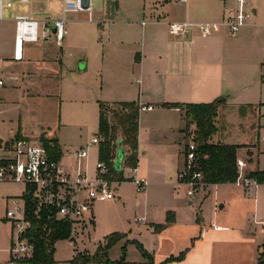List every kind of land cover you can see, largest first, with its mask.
<instances>
[{
    "label": "crops",
    "instance_id": "1",
    "mask_svg": "<svg viewBox=\"0 0 264 264\" xmlns=\"http://www.w3.org/2000/svg\"><path fill=\"white\" fill-rule=\"evenodd\" d=\"M166 1L158 2L157 6H153L156 13L150 15L151 19L138 27L137 23L129 20L127 16L120 15L114 0H104L103 10L98 15L101 19L98 20V24L106 25L107 28L102 25V29L98 32L99 36L105 35L103 41L105 40L104 43L107 44L101 45L100 53L95 49L99 62L93 70L94 77L81 87V92L91 94L98 118L99 102L106 104L137 102L139 107H150V110L139 111L137 161L143 158L147 162L149 153L151 155L150 149L143 147L145 140L142 137V130H146L151 135L153 133L167 135L169 143L164 157L172 160L165 174V180L175 186H178L176 175L183 168L186 140L182 129L185 121L181 109L163 105L207 104L222 99L224 103L218 110L215 125L217 131L212 137V142L242 145L243 148L238 150V158L245 160V155L252 154L248 157L249 162H246V173L260 171L257 165L260 153L252 135H255L258 141L264 130V126L260 124L261 111L264 108V2L259 16L248 21L237 35L231 36L226 29H221L207 38H202L196 28L189 31L186 36H172L168 32V24L220 22L229 7L227 0H222L221 7L213 12L208 8L207 1L198 0L197 4H186L180 12L171 14L168 12ZM186 2L188 1L180 3ZM152 3L155 4L156 1ZM252 8L253 13L257 14L258 6L255 4ZM58 48L52 57H56L61 72L64 63L63 46ZM46 49L48 48L42 45L41 53H45ZM79 59L82 58L68 59L67 63L73 67L75 63H79ZM41 63L16 67L17 64L4 62L0 71L4 85L0 88H4L9 83L11 86H18L19 101L7 100L4 98L6 93L1 94L0 106L7 107L0 123V133L4 131L3 121L7 120L13 129L6 137L16 134L18 137L30 140H41V138L55 140L60 154L58 164L73 178L77 171V160L73 152L88 146L94 136L99 138V143L101 139L98 134H93L86 145L65 151L66 159L76 162L74 168L61 164L63 154L56 134L50 128H34L31 124L33 117L41 114L39 106L37 105L36 112L32 104L39 103L36 100L39 97H45L41 92V80L37 79L43 76L42 71L46 68ZM88 64L87 60L79 63L76 71L86 72ZM85 75L87 74L78 76L82 79ZM10 110L14 114L6 116ZM143 114L144 116L141 117ZM231 118H234L233 123L230 121ZM218 120L224 125L221 123L218 126ZM245 133L249 136L244 135ZM235 135L242 138L241 143L233 142ZM244 136L247 137L245 141ZM244 146H249L251 150L247 152V147ZM95 147L99 156V144L92 145L88 147L87 156L81 162V168L90 181L95 179L96 163L100 162L98 160L95 163L93 175L90 176L88 158L90 150ZM123 150L125 155L121 161L120 171L114 169L109 171L107 168L106 174L112 182V187H117L116 199L97 202L98 208H116L122 203V194L118 190L121 182L131 184L136 194L145 192L141 196L143 198L141 201L148 203L147 197L151 195V191L146 192L149 183L143 192H136L131 181V167L126 158L128 149L123 146ZM147 175L148 172L140 170L137 164V176L147 180ZM119 177L123 181H118ZM260 185L250 194H245L233 183L208 185L206 191L212 189L215 208L217 207L219 212L215 213L213 220L206 224L202 218L197 220L196 217L185 214L182 199H178L181 202L179 206H164L162 211L166 216L172 213L169 210L174 211L172 222L166 223V218L165 221L150 219L147 222L148 226L145 225L146 232H151L153 230L151 226L156 223H164V225L154 231L153 243L142 240L146 248L152 249L153 262L155 264L162 262L164 264H255L262 246L256 234L257 232L264 234V220L255 218L260 196L257 189ZM23 191L24 187L11 193V196L21 198ZM7 197L9 195L0 190V264L8 259L11 240V227L4 219ZM192 204V201H187V205ZM92 222L94 223L93 218ZM116 224L120 225V223ZM213 225L221 229L215 230ZM114 229L120 230L119 227ZM182 252H185L182 260L167 261Z\"/></svg>",
    "mask_w": 264,
    "mask_h": 264
},
{
    "label": "rangeland",
    "instance_id": "2",
    "mask_svg": "<svg viewBox=\"0 0 264 264\" xmlns=\"http://www.w3.org/2000/svg\"><path fill=\"white\" fill-rule=\"evenodd\" d=\"M118 6L121 16H127L132 22H136L139 27L141 23H145L151 19L150 15H154L155 9L153 6H157L158 2L166 0H114ZM156 1L155 4L152 2ZM185 4L180 3L178 0H167V9L171 14L181 11V8L186 4H197L198 0L192 2L187 0ZM202 1V0H201ZM207 6L211 12L218 10L221 7L222 0H205ZM104 0H92L91 10L92 13L89 16L86 12L67 13L65 15V29L66 35L62 41L64 63L62 65L61 72L59 71V62L56 61V57H52L58 51V46L55 44L54 38L42 43H25L21 48L15 46V16H29L37 20L47 19H59L61 18V5L59 0H29L26 4H19L14 2L13 7L5 9L3 12V18L0 21V71L4 62L8 64H17L18 66H34L36 63H41L46 66L42 71L43 76L37 77L38 81L41 80L42 94L45 97H39L36 99L39 101L37 104H32L34 111L41 113L38 116L33 117L32 125L34 128L47 127L54 132L59 140V145L63 157L61 158L62 165H69V167H75L76 162L66 159L65 151H69L73 148L86 145L93 134H99V118L95 113V106L89 92H81V87H84L86 82H90L94 77L95 66L98 65L99 58L96 50H101V45H105L103 37L99 36V30L102 29V25L98 24L99 14L103 10ZM264 0H250V5L253 7L255 4L259 10L257 14L253 12L249 13L248 21L253 17H258L260 14V8ZM229 4L228 8L235 7V0H227ZM115 4V3H114ZM123 18V17H122ZM153 18V17H152ZM104 28L107 26L103 25ZM104 30V29H103ZM51 36V35H50ZM45 46V53H41V47ZM96 49V50H95ZM69 55V57H68ZM82 58L79 63L88 61L86 72H77V65L75 63L73 67L67 63L68 59ZM86 59V60H85ZM30 60V63H28ZM95 62V63H93ZM72 67V68H71ZM61 68V67H60ZM92 68V69H91ZM72 72H71V71ZM82 79L78 75H84ZM85 77V79H83ZM40 78V79H39ZM5 94V99L12 100L13 102L19 101V87L11 86V83L7 84L4 88H0L1 94ZM36 101V102H37ZM38 105V106H37ZM16 106V105H15ZM7 106H0V123ZM220 108V107H219ZM219 110V109H218ZM106 120L110 125L114 126L116 123L115 115L121 113L119 106L109 104L103 109ZM184 113V112H183ZM14 112L8 111L6 116L12 115ZM184 115V114H183ZM144 114L141 116L143 117ZM218 116V115H217ZM139 119V117H138ZM217 117L214 120L216 125ZM139 121V120H138ZM233 123L234 118L230 119ZM4 131L0 133L1 137H6L13 129L11 123L4 120ZM218 126L222 123L218 120ZM224 125V123H222ZM260 124L264 126V108L261 111ZM262 129V128H261ZM191 131V130H190ZM264 132V130H263ZM260 135L259 140L255 135H252L253 142L257 144L259 151L258 155V168L264 172V139ZM118 135V134H117ZM244 135L249 136L245 133ZM100 137V136H99ZM142 137L145 142L143 147L146 146L150 149L151 155L147 158V162L143 158L137 161L140 170L145 173L148 172L147 181L149 186L147 193L151 191L150 197H147L148 203H144L142 194H136L134 187L128 182L122 183L119 186V193L122 194L123 201L116 208H98L97 202L93 204L92 214L84 215V221L77 225H71L70 237H73V241L59 240L54 244L53 264H69V262L76 256L87 254L89 256L94 255L98 249L104 248L107 244V239L111 235L118 234V237L113 244H111L106 250V258L109 262L116 264H149V259L144 255V252L153 258L152 249L145 247L142 240L147 243L154 242V231L157 225L163 226L164 223H156L151 227L153 230L147 231V222L149 220H164L167 217L162 208L164 206L176 207L180 200L184 201V212L189 217H196L203 219L204 223H209L213 220L214 214L219 212L218 208H215L213 200L212 189L206 191V187L203 186L193 197H186L188 187L184 184H180L177 181L176 185H171L165 180V174L172 159L164 157L166 149L168 147L169 138L162 133H147L146 130H142ZM235 138V139H234ZM233 142H242V138L234 136ZM247 137L244 136L245 141ZM101 139V137H100ZM36 141V140H34ZM247 152L251 150L249 146ZM96 147L90 150L88 158L89 175L92 176L94 172L95 163L99 160V156L96 154ZM166 151V152H165ZM184 151V150H183ZM250 155H245V163L249 162ZM244 168V173L247 169ZM148 167V169H147ZM180 172V171H179ZM179 172L177 174H179ZM257 172V171H255ZM177 176V175H176ZM126 179V178H125ZM0 190L7 193L9 197L5 198L9 200L13 198L11 193L17 190L23 189L22 185L15 184H0ZM114 191L117 187H112ZM256 188H251L250 193H254ZM259 190V202L257 205L258 220H264V184H261L257 189ZM209 191V192H208ZM10 193V194H9ZM249 193V194H250ZM20 198V197H19ZM29 198V196H28ZM140 199V200H139ZM142 200V201H141ZM187 201H192V205H187ZM179 206V205H178ZM174 213L173 210H169ZM252 215V214H251ZM93 221H90L89 219ZM93 223V224H92ZM120 223V225L116 224ZM122 226L124 229H121ZM119 227L120 230L114 229ZM256 237L261 246V256L264 261V234L257 232ZM138 243L142 247V251L136 245ZM22 260L17 264H30L28 260ZM5 262V261H4ZM3 262V263H4ZM2 264V263H1Z\"/></svg>",
    "mask_w": 264,
    "mask_h": 264
},
{
    "label": "built area",
    "instance_id": "3",
    "mask_svg": "<svg viewBox=\"0 0 264 264\" xmlns=\"http://www.w3.org/2000/svg\"><path fill=\"white\" fill-rule=\"evenodd\" d=\"M26 4L29 0H0V21L5 9L13 7L14 2ZM185 2V0H178ZM61 18L53 20H37L29 16H15V46L21 48L25 43H42L54 38L57 46L62 45L66 35L65 15L67 13H92V0H59ZM253 12L250 0H235L234 8H227L220 22H174L168 24V32L172 36H186L196 28L202 38H207L221 29L235 36L247 25L249 13ZM51 35V36H50ZM4 81L0 78V87ZM141 110H150V107H140ZM264 137V132H263ZM99 138L94 136L89 145L73 152L77 160V171L72 178L66 174L57 160L51 159L47 148L41 140H30L18 137L16 134L0 137V184H18L24 186L22 197H13L7 200L4 219L11 227V240L8 248V259L2 264H17L32 257L34 246L27 236L32 229V221L25 207L24 195L33 202L32 215L39 216L41 210L47 212V220L63 221L70 226L82 223L84 215H89L93 204L115 200V191L112 182L105 178L107 167L102 162L96 163V177L90 181L81 168V162L87 156L89 146L98 145ZM183 151V168L177 174V181L188 187L186 196L191 198L196 192L206 187L199 172L192 170L198 159L196 146L185 142ZM54 147L53 144L48 145ZM246 163L241 158L236 160L237 178L233 183L249 194L251 188H257L256 179L249 178L244 173ZM131 181L136 192L145 190L148 181L137 176V167L131 168ZM92 221L91 219H89ZM264 226V224H263ZM213 229L221 228L213 225Z\"/></svg>",
    "mask_w": 264,
    "mask_h": 264
},
{
    "label": "trees",
    "instance_id": "4",
    "mask_svg": "<svg viewBox=\"0 0 264 264\" xmlns=\"http://www.w3.org/2000/svg\"><path fill=\"white\" fill-rule=\"evenodd\" d=\"M223 103L222 99H218L207 104L180 105L178 103H166L163 105L168 108H179L184 112L183 119L185 124L182 133L185 136L186 142L191 141L196 146V155L198 157L193 164L192 170L201 173L206 187L208 185L232 184L237 178L236 160L238 158V150L243 148V146L212 142V137L217 131L214 120L218 115L219 107ZM107 105L109 104L98 103V135L101 137L99 143V161L104 163L109 171L114 169L115 144L117 139L121 137L122 145L128 149L126 158L129 166L135 168L137 167L138 116L140 107L137 102L115 103L114 105L120 107L121 113L115 115L116 123L112 126L104 116L103 109ZM41 141L47 148L49 157L58 160L60 154L56 141L45 138H41ZM49 144H53L54 147L49 148ZM185 148L186 146H184ZM247 177L256 179L258 184L264 183L263 171L248 173ZM105 178L109 179L107 176ZM118 181H123V179L119 177ZM23 198L27 213H29V218L32 221V229L27 233V236L34 246L33 255L28 261L30 264H53L54 244L59 240H68L70 238L71 227L63 221L47 220V212L44 209L39 212L38 217L33 216V202L26 195ZM172 220V213H168L166 223H170ZM162 227L161 225H157L155 230H159ZM118 237L121 236L118 234L111 235L107 239L105 247H100L94 255H78L69 264H113L107 260L106 250ZM136 245L142 251V247L138 243ZM184 254L185 252H182L177 257L169 258L167 261L182 260ZM144 255L148 257L149 264H155L152 257L145 252ZM116 264H121V262ZM160 264H164V262ZM255 264H264L261 254L258 255Z\"/></svg>",
    "mask_w": 264,
    "mask_h": 264
},
{
    "label": "water",
    "instance_id": "5",
    "mask_svg": "<svg viewBox=\"0 0 264 264\" xmlns=\"http://www.w3.org/2000/svg\"><path fill=\"white\" fill-rule=\"evenodd\" d=\"M116 152H115V156H116V160L114 161L113 163V166H114V169L116 171H120L121 169V161H122V158L124 157L125 153H124V150H123V145H122V139L121 137H119L116 141ZM222 207H220L221 209ZM70 242L73 241V237H70L68 239Z\"/></svg>",
    "mask_w": 264,
    "mask_h": 264
}]
</instances>
